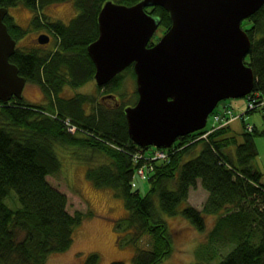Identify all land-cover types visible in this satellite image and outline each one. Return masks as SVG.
Returning a JSON list of instances; mask_svg holds the SVG:
<instances>
[{"label": "trees", "instance_id": "obj_1", "mask_svg": "<svg viewBox=\"0 0 264 264\" xmlns=\"http://www.w3.org/2000/svg\"><path fill=\"white\" fill-rule=\"evenodd\" d=\"M51 1L0 0V6L24 5L33 11L28 27L10 13L4 18L17 39L10 59L28 82L42 86L48 98L47 104L29 102L23 96L0 99V264H47L53 252L72 246L76 227L92 213L90 209L71 213L66 193L47 177L62 169L60 146L86 147L108 157L99 165L91 163L87 174L95 184L112 187L124 198L133 241L150 233V246L139 247L133 264H158L173 251L174 238L164 213L182 214L199 231L207 232V241L196 248L195 264L216 256H220L218 264H264V168L256 162L257 138L264 137V129L245 123L240 140L230 123L233 116L209 134L207 129L191 132L161 147L168 156L156 160L153 169L145 164V175L139 174L144 160L134 159L135 153L155 145L142 146L129 133L125 108L137 102L138 90L133 102L130 97L128 101L121 98L115 108L99 103L90 111L85 103L94 102V97L84 92L61 94L66 86H81L94 77L96 64L88 45L99 36L98 16L107 0H76L79 13L68 23L44 12ZM114 1L133 4L139 0ZM147 9L160 15L164 28L170 27V13L164 6ZM243 21L252 40L246 61L256 78L253 91L247 94L248 101L255 98V107L247 106L241 114L244 118L264 101V5ZM32 27H46L58 37V45L49 50L42 48L48 45L43 43L20 46ZM125 71L136 77L131 64L111 80L113 84L102 85L105 91L114 92ZM68 118L77 125L76 133L69 130ZM138 177L148 181L144 194ZM199 180L209 192L202 208L188 202ZM12 190L20 201L18 207L7 201ZM209 214L217 218L208 230ZM99 259L97 252H91L85 264H98Z\"/></svg>", "mask_w": 264, "mask_h": 264}, {"label": "water", "instance_id": "obj_2", "mask_svg": "<svg viewBox=\"0 0 264 264\" xmlns=\"http://www.w3.org/2000/svg\"><path fill=\"white\" fill-rule=\"evenodd\" d=\"M162 5L172 21L149 45L161 17L147 7ZM264 0H107L98 16L99 36L88 45L103 85L134 65L139 98L125 108L129 133L140 145L171 146L178 137L204 128L219 101L245 96L255 86L246 61L252 45L242 21ZM0 6V99L23 96L27 77L11 61L17 39ZM40 43L51 37L41 33Z\"/></svg>", "mask_w": 264, "mask_h": 264}, {"label": "rangeland", "instance_id": "obj_3", "mask_svg": "<svg viewBox=\"0 0 264 264\" xmlns=\"http://www.w3.org/2000/svg\"><path fill=\"white\" fill-rule=\"evenodd\" d=\"M76 4V0H54L49 2L44 8V12L52 19H62L68 23L79 13ZM9 13L14 15L19 24L25 26L30 25L33 17L32 9L24 5L10 7ZM246 21H243V23ZM159 30H162V28H159ZM159 30L156 33L160 32ZM47 32L50 33L46 27H32L29 33L18 44L22 47L36 46V44H40L38 41L39 35ZM53 36L52 40L50 39L47 42V47H42L43 49L47 48L49 50V48H55V45H58V37L54 34ZM127 71L123 72L119 81V87L114 92L119 95L120 99L128 101L130 97L129 102H133L137 95V79L136 77L134 78L131 72ZM111 80L108 82H111ZM110 84L113 83L111 82ZM101 86L97 83L94 76L81 86H66L61 94L70 96L78 92H84L90 96L97 97L100 95ZM23 97L33 103L47 104L48 102L42 86L35 82L27 81ZM102 104L106 103L103 102ZM227 106L232 108L235 113L230 123L233 131L239 134L240 140H243L241 132L245 129V123L255 124L259 130L264 129V103L260 104L254 111L247 112L243 118L241 114L247 109V106L250 107L248 96L227 97L219 101L214 111L225 110ZM86 107L87 111H90V106L86 105ZM213 113L208 117L207 127L198 131L207 129L206 134H209L213 130V122L215 124L223 121L224 123L228 122L223 117L216 120ZM76 132L77 130L73 133ZM257 142L259 154L256 157V162L264 168V137L258 136ZM60 147L59 154L62 160V169L57 173L49 174L47 177L53 185L66 193L67 208L71 213L74 214L78 210L85 212L89 209L92 213L86 214L83 222L76 227L72 246L65 251L53 252L49 256L47 264H85V258L91 252L99 254L100 259L98 264H112L115 260H122L125 264H133V259L139 247L147 248L150 246V233H146L138 241H133L127 225L128 211L124 198L118 196L112 187L95 184L87 174V168L91 163L99 165L107 162L108 157L102 153H95L86 147ZM143 150L144 148L141 147L138 152H142ZM145 159L151 160L149 170L153 169L154 162L159 160V158L153 159L152 157H146ZM144 162L146 163V161ZM144 169L146 173V168L144 167ZM137 181L140 192L146 193L149 188L148 181L139 177ZM12 191L7 197V201L12 206L18 207L20 206V201L19 199L16 200V191ZM208 194V190L202 185L201 180H199L198 185L191 188L188 202L202 208ZM164 218L167 220L169 229L173 234L174 249L169 256L158 264H195L198 261L196 248L199 244L207 241V232L199 231L182 214L170 215L164 213ZM207 218L209 230L215 223L217 216L209 214ZM219 259L220 256H216L212 261H204V264H218Z\"/></svg>", "mask_w": 264, "mask_h": 264}, {"label": "built area", "instance_id": "obj_4", "mask_svg": "<svg viewBox=\"0 0 264 264\" xmlns=\"http://www.w3.org/2000/svg\"><path fill=\"white\" fill-rule=\"evenodd\" d=\"M254 101H255V98H249V106H250V108L255 107ZM214 115H215L216 120H219L222 117L227 119V120H229L231 117L234 116V111L232 110V108L226 107L225 110L218 111ZM66 123H67V126H68L69 130H71L72 132L77 130V128H78L77 125H75L70 120V118H68L66 120ZM212 125H213V129H214V127L217 124H215V122H213ZM167 156H168V152H166L164 149H161L160 147H156V146L150 148L149 151H147V152H145V149L142 152H137L135 154V156H134V159H136V160L142 159V160L146 161V163L144 162L143 165L138 169L139 174H141L143 176L145 175V169H144V167H145L144 165L145 164H149V167H150L151 160H146L145 159L146 157H152L153 159H157V158L162 159V158L167 157Z\"/></svg>", "mask_w": 264, "mask_h": 264}, {"label": "flooded vegetation", "instance_id": "obj_5", "mask_svg": "<svg viewBox=\"0 0 264 264\" xmlns=\"http://www.w3.org/2000/svg\"><path fill=\"white\" fill-rule=\"evenodd\" d=\"M149 11V9H147ZM150 12V11H149ZM153 14H156L154 12H151ZM70 22V21H69ZM159 28H162V30H159ZM168 28H164L162 24L159 25V27L157 28V30L155 31V33L153 34V36L151 37V40L149 41V45L155 44L156 42L159 41V39L162 37V35L166 32ZM160 31L158 33H156L157 31ZM48 33V32H47ZM52 38L54 37L52 33H48ZM53 36V37H52ZM41 44V43H40ZM43 44H48V43H43ZM134 67V65H133ZM95 76V74H94ZM99 86V85H98ZM74 95V94H73ZM93 97V96H92ZM119 95H117V93L112 92V91H105V88L103 89V87L101 86L100 89V95H98L97 97H94V102L91 101H87L85 104L89 107L90 106V110L92 109V107L94 105H98L99 103H103L105 102L107 106H110L112 108H115L116 105L119 104ZM99 101V102H97Z\"/></svg>", "mask_w": 264, "mask_h": 264}, {"label": "bare ground", "instance_id": "obj_6", "mask_svg": "<svg viewBox=\"0 0 264 264\" xmlns=\"http://www.w3.org/2000/svg\"><path fill=\"white\" fill-rule=\"evenodd\" d=\"M171 24H172V21H171ZM171 26V25H170Z\"/></svg>", "mask_w": 264, "mask_h": 264}, {"label": "crops", "instance_id": "obj_7", "mask_svg": "<svg viewBox=\"0 0 264 264\" xmlns=\"http://www.w3.org/2000/svg\"><path fill=\"white\" fill-rule=\"evenodd\" d=\"M89 165V164H88Z\"/></svg>", "mask_w": 264, "mask_h": 264}]
</instances>
